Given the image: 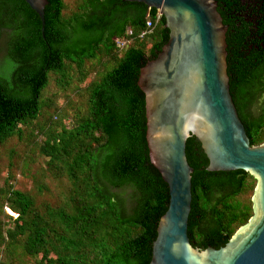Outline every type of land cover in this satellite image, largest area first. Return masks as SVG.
Returning <instances> with one entry per match:
<instances>
[{
    "label": "trees",
    "instance_id": "1",
    "mask_svg": "<svg viewBox=\"0 0 264 264\" xmlns=\"http://www.w3.org/2000/svg\"><path fill=\"white\" fill-rule=\"evenodd\" d=\"M220 2L232 103L249 144L257 145L264 129V0ZM63 7V0H47L41 35L24 0H0V143L21 136L20 127L50 106L41 98L49 73L63 76L66 63L79 69L99 55L113 56L114 64L85 86V112L63 115L39 145L53 176L66 178L67 201L40 211L28 192L0 186V264L30 256L33 264H149L168 193L148 160L137 78L167 39L164 18L147 32L145 15L156 9L141 2L81 0L67 16ZM116 39L128 43L119 48ZM250 177L241 169L191 171L186 234L198 247L226 242L248 220L251 210L233 198Z\"/></svg>",
    "mask_w": 264,
    "mask_h": 264
},
{
    "label": "water",
    "instance_id": "2",
    "mask_svg": "<svg viewBox=\"0 0 264 264\" xmlns=\"http://www.w3.org/2000/svg\"><path fill=\"white\" fill-rule=\"evenodd\" d=\"M24 1L42 35L47 0ZM123 1L159 10L168 31L137 78L148 160L168 193L149 264H264V142L249 144L232 103L228 18L220 0ZM204 169H241L256 179L249 219L213 247H198L186 234L190 173Z\"/></svg>",
    "mask_w": 264,
    "mask_h": 264
},
{
    "label": "rangeland",
    "instance_id": "3",
    "mask_svg": "<svg viewBox=\"0 0 264 264\" xmlns=\"http://www.w3.org/2000/svg\"><path fill=\"white\" fill-rule=\"evenodd\" d=\"M80 1L63 0L62 15L67 16ZM112 64H114L113 56L99 55L94 60L84 61L79 69H76L71 63H66L63 76L49 73L48 85L41 92V98L48 97L50 106L27 127H20L21 136L15 134L0 143V186L5 185L12 189L28 192L40 211H45L44 204L55 206L67 201L69 189L66 178L53 176L46 155L41 154L38 148L42 143L43 134L48 130L57 131L60 124H63L64 116L74 113L82 115L85 112L87 104L85 86L89 81L96 80L105 67ZM254 108L253 112L257 113L258 107ZM58 116H60L59 121H56ZM42 128L44 129L42 134H35V130ZM94 132L97 134V130ZM260 138L264 142V129L260 132ZM40 184L44 188H37ZM255 185L256 179L251 176L247 179L242 192L233 198L240 206H247L251 212V198ZM2 204L5 205L4 202ZM11 225L10 222L5 227ZM240 226L235 228L234 232ZM2 249L3 246L0 244V261L2 260ZM38 257L39 254H36L35 258L38 259ZM24 259L22 264H33V257ZM16 264L18 263L16 262Z\"/></svg>",
    "mask_w": 264,
    "mask_h": 264
},
{
    "label": "built area",
    "instance_id": "4",
    "mask_svg": "<svg viewBox=\"0 0 264 264\" xmlns=\"http://www.w3.org/2000/svg\"><path fill=\"white\" fill-rule=\"evenodd\" d=\"M161 16V13L159 10L156 9L154 12L153 16H149L148 14L145 15V20H144V26H145V31L149 32L152 30V28L157 24L159 21V18ZM141 35V34H140ZM116 46L119 48L123 47L126 43H128V40L124 39H116L115 40Z\"/></svg>",
    "mask_w": 264,
    "mask_h": 264
}]
</instances>
